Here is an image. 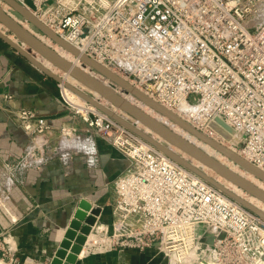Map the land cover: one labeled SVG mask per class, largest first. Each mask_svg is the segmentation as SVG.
Masks as SVG:
<instances>
[{
	"label": "built area",
	"instance_id": "built-area-1",
	"mask_svg": "<svg viewBox=\"0 0 264 264\" xmlns=\"http://www.w3.org/2000/svg\"><path fill=\"white\" fill-rule=\"evenodd\" d=\"M18 1L63 39L158 102L196 106L187 118L198 130L228 141L264 169V0ZM66 103L86 123L85 130L54 126L34 109L17 113L30 143L4 161L9 174L0 180L6 185L0 208L11 222L17 217L8 191L48 160L58 158L71 174L75 156L87 155V168L97 174V133L130 163L112 183V219L104 222L97 216L78 259L85 250L89 256L135 249L154 250L168 264H264L262 217L108 114L88 103L84 110L70 99ZM217 117L235 129L231 140L212 126ZM55 130L62 135L59 143L50 138ZM2 233L0 259L20 264Z\"/></svg>",
	"mask_w": 264,
	"mask_h": 264
},
{
	"label": "crops",
	"instance_id": "crops-1",
	"mask_svg": "<svg viewBox=\"0 0 264 264\" xmlns=\"http://www.w3.org/2000/svg\"><path fill=\"white\" fill-rule=\"evenodd\" d=\"M6 92L14 93L17 107L36 110L54 126L69 123L80 130L86 129L80 115L66 103L58 80L23 60L0 40V96ZM29 143L30 137L11 121L6 110L0 108L3 160L10 155H20ZM100 151L102 165L97 174L90 172L82 157H77L71 174H67L58 158H53L40 169H32L23 185L8 191L11 194L9 206L17 221L11 222V217L0 208V231L11 240L20 256V264L52 260L84 199L101 207L102 221L112 219L110 183L126 169L128 161L121 152L104 142L100 143ZM5 188L6 185L1 186L0 190ZM159 255L154 250L125 249L85 256L76 264H167Z\"/></svg>",
	"mask_w": 264,
	"mask_h": 264
},
{
	"label": "water",
	"instance_id": "water-1",
	"mask_svg": "<svg viewBox=\"0 0 264 264\" xmlns=\"http://www.w3.org/2000/svg\"><path fill=\"white\" fill-rule=\"evenodd\" d=\"M2 1L7 3L11 7V9L10 11H8L0 6V23L3 24V26L6 27L8 30L12 31L19 40L24 42L26 45L30 46L33 50H35L45 59L50 61L60 70L64 71L65 73H69L71 76L84 83L87 87L99 93L101 96H103V98H105L109 102L119 106L132 118L138 120L139 122L147 126L153 133L166 139L174 146L182 149L184 152L188 153L194 159L198 160L199 162H202L204 165L212 169L218 175L222 176L223 178L227 179L228 181L242 188L250 195H253L258 199L264 201V191H262L260 188L253 185L248 180L241 177L239 174L232 171L231 169H229L228 167H226L225 165H223L221 162L214 159L213 157L207 155L200 149L190 147L184 144L179 138L175 137L169 129L159 125L157 122L153 120V118L147 116L142 111L138 110L136 107L132 106L130 103L125 101L123 97L120 94H118L115 90L98 82L97 80L86 74L78 67L73 66L72 63L64 59L62 56H60L53 48L48 46V44L40 40L36 35H34L29 30H27L22 24L17 22L12 15L25 18L34 25L35 29L39 30L44 35L48 36L52 41L63 46L64 48L76 54L77 56L80 55L79 50L76 49L75 46L67 42L65 39H63L61 36H59L57 33L51 30L48 26H46L43 22L37 19L18 0H2ZM0 38L3 39L6 43L10 44L16 50H18L19 53L25 56L33 64H35L45 74H48L49 76L53 77L59 82L64 83L63 78L60 75L50 71L45 66H43L34 56L30 54V52L20 47L11 37L6 35V33H4L2 30H0ZM81 59L87 64H89V66H91L94 70L102 73L110 80H112L114 83L121 86L126 93H130V92L133 93L135 96L142 99L146 104L152 106L160 113L167 115L172 120H174L175 122L179 123L181 126L186 128L187 130H189L191 133L195 134L198 138L212 144V146H214L217 150H219L222 154L226 155L228 158L238 163L242 168H245L249 172H252L256 176H258L260 179L264 180V173L262 171L257 169L255 166L248 164L246 161L241 159V157L230 151L228 148L218 143H215L212 139L209 138V136L205 135L197 128L191 126L183 119L167 111L160 104L151 100L147 95L141 93L139 90H137L134 87V85L124 80L118 74L113 73L107 67H103L97 64L91 57H89L86 54L84 56L82 55ZM64 85H66V87H68L73 92L84 98L87 102L91 103L92 105L103 111L104 113L114 118L120 124L124 125L128 129L132 130L133 132H135L145 140L149 141L150 143L158 147L160 150H162L164 153H166L168 156H170L171 158H173L183 166L187 167L196 174L202 176L209 182L215 184V186L220 188L222 191L226 192L230 197L237 200L238 202L243 204L246 208H248L249 210H251L252 212H254L255 214L259 215L264 219V213H262L260 210L255 208L253 205L247 203L246 201L242 200L241 198H238L236 195H233L230 191L225 189L222 185H220L212 178L208 177L204 172H202L200 169L195 167L193 164H191L187 160H184L180 156L174 154L166 146L160 144L155 139L148 136L144 131L138 129L132 122L127 121L122 117H119L118 115L114 114L104 105H102L100 102H98L89 94L80 90L73 84L66 82L64 83ZM212 126L218 131H220L227 139H231L232 135L235 134V129L232 128L228 123H226L220 117L216 118L215 122L212 123ZM101 211H102L101 207L93 206V204L88 200L84 199L80 202V206L77 209L74 218L70 222L65 237L62 240L60 246L57 248L50 264L77 263L78 260L77 255L80 253L82 244L86 240V235L90 233L92 229V225L96 223L97 216L101 214Z\"/></svg>",
	"mask_w": 264,
	"mask_h": 264
},
{
	"label": "bare ground",
	"instance_id": "bare-ground-1",
	"mask_svg": "<svg viewBox=\"0 0 264 264\" xmlns=\"http://www.w3.org/2000/svg\"><path fill=\"white\" fill-rule=\"evenodd\" d=\"M4 9L6 10L7 8H10V6L7 4V3H5L4 4ZM27 8V10L29 11V12H31L32 13V11L30 10V8H28V7H26ZM33 14V13H32ZM12 15V14H11ZM34 15V14H33ZM12 16H14V15H12ZM35 17H36V15H34ZM19 17V16H18ZM14 18V17H13ZM23 18V17H22ZM37 19H38V17H36ZM15 19V18H14ZM16 20V19H15ZM17 22H19L18 20H16ZM28 21V20H27ZM21 22V21H20ZM19 22V23H20ZM29 22V21H28ZM31 23V22H30ZM20 24H22V22L20 23ZM32 24V23H31ZM23 25V24H22ZM24 26V25H23ZM27 30H29L30 32H32L34 35H36L40 40H42L43 42H45L46 43V41L39 35V34H42V33H40V32H38L36 29H35V27H33V26H31L30 28H27L26 26H24ZM51 29V28H50ZM52 30V29H51ZM67 42H69L70 44H72L73 46H75V48L76 49H78L79 50V53H80V55L79 56H77L76 54H74V53H72V52H70L69 50H67L66 48H64L63 46H61V53H59L60 52V49H59V52L55 49V48H53L52 46H50L48 43H46V44H48V46H50L51 48H53L60 56H62L64 59H66L67 61H69L70 63H72V65L73 66H76V67H78L79 69H81L82 71H84L86 74H88L89 76H91L92 78H94L95 80H97L98 82H100V83H102V84H104V85H106L107 87H109V88H111V89H113V90H115L118 94L120 93V88H118L119 87V85L118 84H116V83H114L112 80H110L108 77H106L105 75L103 76V74L102 73H100V72H98V71H96V72H88L87 70H85L84 68H82L81 67V65H80V63L81 62H84L82 59H81V56L83 55H85V53L84 52H82L81 50V46L79 47L78 45H75L74 43H72V42H70V41H68V40H66ZM15 42L20 46V47H22V46H24L25 47V44L24 43H20L21 41L18 39L17 41L15 40ZM59 45V44H58ZM24 47H22L23 49H24ZM65 50H67L66 52H64ZM33 56V55H32ZM44 58V57H43ZM37 59V58H36ZM43 66H45L47 69H49L50 71H52V72H54L53 71V69H55L56 68V66L54 65V64H52L50 61V64H52V68H50V67H48L46 64H44L42 61H40L39 59H37ZM47 60V59H46ZM94 60V59H93ZM48 61V60H47ZM97 64H99V65H101V66H103V67H106V66H104V65H102L99 61H96V60H94ZM48 63V62H47ZM84 63H86V62H84ZM87 64V63H86ZM87 65H89V64H87ZM91 67V66H90ZM110 70V69H109ZM112 71V70H111ZM100 73V74H102V76L101 77H99L97 74L98 73ZM113 72V71H112ZM55 73V72H54ZM113 73H115V72H113ZM57 74V73H56ZM116 74V73H115ZM63 76V77H62ZM61 77L63 78V82L64 83H66V82H68V83H70V84H73L74 86H76L77 87V85L75 84L76 82H75V80L77 81V82H79V83H82L81 81H79L78 79H76V78H74L73 76H71L69 73H65V72H63V75H62ZM75 79V80H73V79ZM107 78L111 81V83L109 82V83H107ZM124 80H126V78H124V77H122ZM127 81V80H126ZM64 83H63V85H64ZM83 84V89L82 88H79L80 90H82V91H84V92H86L87 94H89L91 97H93L95 100H97L98 102H100L102 105H104L106 108H108L110 111H112L114 114H116V115H118L119 117H122L123 119H125V120H127V121H130V122H132L138 129H140V130H142V131H144L148 136H150L151 138H153V139H155L157 142H159L160 144H162V145H164V146H166L169 150H171V152H173L174 154H176V155H178V156H180L181 158H183L184 160H187L188 162H190L191 160V158L189 159V158H186V157H184L183 155H181V152H179V151H183L182 149H180V148H178V147H176L177 149H179V151H175V150H173L172 148H171V145H173V144H171L169 141H167L166 139H164V138H162V137H160L159 136V138H161V140L159 139V138H156V136H154V135H156L155 133H153L147 126H145L144 124V126H145V128H142L141 127V125L140 124H142L141 122H139L138 120H136V121H132V120H130L129 118L131 117V116H129V114L128 115H126L125 113H121V112H118L117 110H118V108H119V106H117L116 104H115V106H113V105H110V104H106V103H103V102H101L100 100H98L96 97H97V95L99 94V93H97L96 91H92V89L91 88H89V87H87L84 83H82ZM117 87H116V86ZM137 90H139L141 93H143V94H145V95H147L151 100H153V101H155L156 103H158V104H160L163 108H165L167 111H169V112H171V113H173L174 115H176L177 117H179V118H181V119H183L184 121H186L188 124H190L191 126H193V127H195V128H197L196 127V125L190 120V119H188L187 118V113H189V111L191 110V108H195L196 106H191L189 103H187V102H185V103H182V104H180L179 106H177V107H169V106H167V105H165V104H162V103H160V102H158L157 100H155L154 98H152V97H150L148 94H146L141 88H139V87H136V86H134ZM66 88V90H67V94H68V96L66 97V98H73L72 100L73 101H75V99H76V97L77 96H79L78 94H76L75 92H73L71 89H69L68 87H66V85H64V89ZM78 88V87H77ZM122 88V87H121ZM65 93V92H64ZM67 94H65V95H67ZM130 94H132V95H134L133 93H131L130 92ZM121 95V94H120ZM122 97H123V99L125 100V101H127L128 103H130L132 106H134V107H136L138 110H140V111H142L144 114H146L147 116H149V117H151V118H153V120L155 121V122H157L159 125H161V126H163V127H165V128H167V129H169L171 132H172V134L175 136V137H177V138H179L184 144H186V145H188V146H190V147H194V148H197V149H200L201 151H203L204 153H206L207 155H209V156H211V157H213L214 159H216V160H218L219 162H221L223 165H225L226 167H228L229 169H231L232 171H234V172H236L237 174H239L241 177H243V178H245L246 180H248L250 183H252L253 185H255V186H257L258 188H260L262 191H264V184L263 185H257L256 184V182H255V177H257V178H259L258 176H256L255 174H253L252 172H249L248 170H246L245 168H243V169H245V171L243 172V171H239V169L238 168H236V167H234V166H232L231 164H230V160H228V159H226L225 158V156L226 155H224V154H222L219 150H217L214 146H212V144H210V143H208V142H205L204 140H202V139H200V138H198L195 134H193V133H191L189 130H187L186 128H184L183 126H181L179 123H177V122H175L174 120H172L170 117H168L167 115H165V114H162V113H160L158 110H156L155 108H153L152 106H150V105H148V104H146L142 99H140L139 97H137L136 96V98L138 99V100H140L142 103H145V105H147V106H149V108H150V110H148V107H147V109H144V104H142V105H136V104H134L133 102V98H126V96H123V95H121ZM135 96V95H134ZM103 97V96H102ZM79 98V97H78ZM82 99H84V98H82ZM79 100H81L80 98L76 101V102H78ZM83 101V100H82ZM84 101H85V99H84ZM83 101V102H84ZM75 103V102H74ZM76 104H78V105H80L79 103H76ZM84 104H85V102H84ZM83 104H81V107H83L82 106ZM118 107V108H117ZM82 109V108H81ZM98 110V109H97ZM101 111V110H100ZM156 112V114H152V112ZM103 112V111H102ZM178 125V126H177ZM180 126V127H179ZM205 135H207V136H209V138L210 139H212L215 143H218V144H220V145H222V146H224V147H226V148H228L230 151H232L233 153H235L236 155H238L239 157H241V159H243L244 161H246L248 164H250V165H253L246 157H244L242 154H241V152H239L238 150H236L232 145H231V143H229L228 141H226V142H223V141H220L219 139H217L216 137H213V136H211V135H208L207 133H204ZM226 138V137H225ZM231 139H232V137H231ZM231 139H228V140H231ZM186 153V152H185ZM186 154H188V153H186ZM167 155V154H166ZM224 156V157H223ZM170 157V156H169ZM192 157V156H191ZM227 157V156H226ZM173 159V158H172ZM230 159V158H229ZM193 160H194V158H193ZM196 160V159H195ZM232 160V159H231ZM198 162V165L197 164H193V163H191V164H193L195 167H197L198 169H200L202 172H204L205 173V170H206V168H208L206 165H204L202 162H199V161H197ZM235 166H240L238 163H236L235 161H231ZM253 166H255V165H253ZM257 169H259L260 171H262L263 173H264V169L263 168H261V167H259V166H255ZM210 169V168H209ZM210 170H212V169H210ZM206 174V173H205ZM208 177H210V178H212L213 180H215L216 182H218L220 185H222L225 189H227L228 191H230L233 195H236L238 198H241L242 200H244V201H246L247 203H249V204H251V205H253L255 208H257L258 210H260L262 213H264V201H262V200H260V201H262V205H256V204H254V203H252V202H250L249 200H252V201H259L258 200V198L257 197H255V196H253V195H251L248 199L246 198V197H244L242 194H240V193H235L234 191H232V190H230L224 183H222V182H220V181H218V180H216L215 178H213L212 176H210V175H208V174H206ZM202 177V176H201ZM222 177V176H221ZM203 178V177H202ZM204 180H206L205 178H203ZM260 179V178H259ZM227 180V179H226ZM260 180H262V179H260ZM206 181H208V180H206ZM262 181H264V180H262ZM209 182V181H208ZM211 183V182H210ZM213 184V183H212ZM215 185V184H214ZM237 186V185H236ZM240 188V187H239ZM242 189V188H241ZM243 190V189H242ZM226 193V192H225ZM92 237V236H91ZM84 254H86V250L84 251V253H83V256L85 257L86 255H84ZM177 263V262H176ZM0 264H6V262L5 261H3V260H1L0 259Z\"/></svg>",
	"mask_w": 264,
	"mask_h": 264
},
{
	"label": "rangeland",
	"instance_id": "rangeland-1",
	"mask_svg": "<svg viewBox=\"0 0 264 264\" xmlns=\"http://www.w3.org/2000/svg\"><path fill=\"white\" fill-rule=\"evenodd\" d=\"M4 4H5V2L4 1H2V0H0V6L1 7H3V8H5L4 7ZM10 9H11V7L10 8H7L6 10H8V11H10ZM16 20H18L19 22L21 21L22 22V24L24 25V26H26L27 28H30L31 26H33L34 27V25L33 24H31L30 22H28L25 18H22V17H18V16H16V15H14L13 16ZM20 22V23H21ZM0 30H2L4 33H6V35H8L9 37H11L14 41L16 40H18V38L16 37V35L12 32V31H10V30H8L6 27H4L3 26V24H1L0 23ZM37 30V29H36ZM38 32H40L39 30H37ZM40 33H42V32H40ZM45 41H46V43H48L50 46H52L53 48H55L58 52H59V49L61 48V46L60 45H58L57 43H55L54 41H52L48 36H46V35H44L43 33L42 34H39ZM0 40L3 42V43H5V44H7L8 46H10L12 49H14L15 50V53L18 55V56H20V57H22V59L23 60H26V61H28V62H30L33 66H35L36 68H38L35 64H33L30 60H28L25 56H23L21 53H19L18 52V50H16L15 48H13L10 44H8V43H6L3 39H1L0 38ZM21 41V40H20ZM21 44L22 43H24V42H20ZM25 44V43H24ZM22 47H24V46H22ZM24 49L26 50V51H28V52H30V54L31 55H33L35 58H37V59H39L40 61H42L44 64H46L48 67H50V68H52V64H50V62L49 61H47L45 58H43V56H41L39 53H37L35 50H33L30 46H28V45H26L25 44V47H24ZM67 50H65L64 52H66ZM62 51H61V49H60V52L59 53H61ZM48 62V63H47ZM80 65H81V67L82 68H84L85 70H87L88 72L90 71V72H96L92 67H90L89 65H87L86 63H84V62H81L80 63ZM39 69V68H38ZM40 71H42L41 69H39ZM53 71L55 72V73H57L58 75H60V76H62L63 75V72L64 71H62V70H60L59 68H55V69H53ZM43 72V71H42ZM44 73V72H43ZM98 73V72H97ZM45 74V73H44ZM99 77H101L102 76V74H100V73H98L97 74ZM47 76H49L48 74H47ZM104 76V75H103ZM51 77V76H50ZM63 77V76H62ZM51 78H53V77H51ZM73 79V78H72ZM73 80H75V79H73ZM75 84L77 85V87L78 88H82L83 89V84L82 83H79V82H77L76 80H75ZM111 83V81L107 78V83ZM58 83L61 85V87H62V89L64 90V94H67V90H66V88L64 89V85H63V83L62 82H59L58 81ZM112 84V83H111ZM116 86V85H115ZM117 87V86H116ZM118 88H120V93L119 94H121V95H123V96H126V98H133L132 100L134 101L133 103L134 104H136V105H142V104H144L145 105V103H142L140 100H138L137 98H136V96H134V95H132V94H130V93H126L122 88H121V86H119ZM93 91V90H92ZM8 93H11L12 95H13V98L12 99H7V98H5L4 97V95L1 97L0 96V108L1 109H3V110H6L7 111V113H8V115H9V117H10V119H11V121L17 126V127H19V128H21L22 129V126H21V124L19 123V121H18V117H17V113L19 112V111H21V110H23V108H19V107H17V105H16V103H15V95H14V93H12V92H8ZM68 96V94L66 95V97ZM81 99V100H79L78 102H76L79 98ZM98 100H100L101 102H103V103H108V104H110V105H113V106H115V104H113V103H111V102H109L108 100H106L105 98H103L100 94H98L97 95V97H96ZM67 99H69V98H67ZM73 98H70V100L71 101H73L72 100ZM84 99H82V97L81 96H77L76 97V99H75V101H73V102H75V103H79L80 105L81 104H83L84 106L88 103L90 106H92L93 108H96V109H98V110H100L99 108H97V107H95L94 105H92L91 103H89V102H87L86 100L84 101L85 102V104H84ZM80 108H82V110H84V108L83 107H81V106H79ZM147 107H148V110H150V108H149V106H147V105H145L144 106V109H147ZM118 108V107H117ZM118 112H123V113H125L126 115H128L123 109H121L120 107L118 108V110H117ZM156 114V112L154 111V112H152V114ZM130 116V115H129ZM81 118V117H80ZM130 120H132V121H136V119H134V118H132V117H130L129 118ZM81 120H82V118H81ZM83 121V120H82ZM84 122V121H83ZM63 124H66V125H71V124H69V123H63ZM86 124V123H85ZM60 125H62V124H60ZM141 125V127L142 128H145V126L143 125V124H140ZM59 126V125H58ZM178 126V125H177ZM78 127V126H77ZM85 127H86V125H85ZM180 127V126H179ZM79 128V127H78ZM23 130V129H22ZM80 130V129H79ZM130 130V129H129ZM80 131H82V130H80ZM132 131V130H131ZM133 132V131H132ZM92 133V132H91ZM135 133V132H134ZM90 134V133H89ZM136 134V133H135ZM54 135V136H53ZM138 135V134H137ZM94 138H95V140H96V143H97V150H98V152H99V156H100V167H99V169L101 168V165H102V155H101V151H100V143H102V142H104L105 144H107V146H109V147H111L112 149H117V148H115L114 147V145L109 141V139L107 138V137H100L97 133H94ZM139 136V135H138ZM154 136H156V138H159V136L156 134V135H154ZM139 137H141V136H139ZM49 138V137H48ZM51 138V140H53V143H59V142H61V138H62V135H61V132L59 131V130H57L56 132H54L53 134H52V136L50 137ZM144 139V138H143ZM160 140H161V138H159ZM171 148L173 149V150H175V151H179V149H177L176 148V146H174V145H171ZM118 150V149H117ZM119 151V150H118ZM120 152V151H119ZM179 152H181V155H183L184 157H186V158H191L190 160V162L191 163H193L194 165L195 164H197L198 165V160H193V157H191L189 154H186L184 151H179ZM1 152H0V180L2 179V180H5V178L4 177H6V176H8V174H9V172H8V170H7V168L4 166V160H3V157L1 156ZM122 154V153H121ZM123 156H124V154H123ZM77 157H82L83 159H84V161H85V159H86V157H87V155H81V154H79V155H76L75 156V161H76V159H77ZM224 157V156H223ZM124 158L126 159V161H128V165H129V163H130V160L126 157V156H124ZM225 158L226 159H228V160H230V164L232 165V166H234V167H236V168H238L239 169V171L241 172V171H245V169H243L241 166H235L231 161V159H229L228 157H226L225 156ZM127 165V166H128ZM86 167H87V165H86ZM190 170V169H189ZM195 173V172H194ZM205 173L206 174H208V175H210V176H212L213 178H215L216 180H218V181H220V182H222V183H224L230 190H232V191H234L235 193H240V194H242L244 197H246L247 199L251 196L248 192H246V191H244V190H242L241 188H239L238 186H236L235 184H233L232 182H230V181H228V180H226L225 178H223V177H221L220 175H218L216 172H214L213 170H210L209 168H206V170H205ZM242 173V172H241ZM114 181V180H113ZM113 181L110 183V191H111V196L113 197ZM255 182H256V184L257 185H263L264 184V181H262V180H260L259 178H257V177H255ZM4 185H5V183H3ZM1 186V185H0ZM1 191V190H0ZM249 200V199H248ZM259 200V199H258ZM250 202H252V203H254V204H256V205H262V201H252V200H249ZM243 205V204H242ZM251 211V210H250ZM254 213V212H253ZM259 216V215H258ZM202 229H203V226H200V227H198V230L199 231H202ZM2 238V237H1ZM154 256H157L155 253H154ZM160 256V255H159ZM166 262H167V260H165ZM167 264H168V262H167Z\"/></svg>",
	"mask_w": 264,
	"mask_h": 264
}]
</instances>
